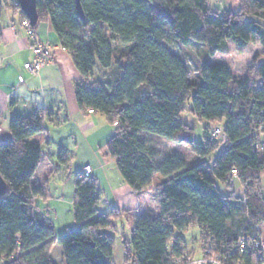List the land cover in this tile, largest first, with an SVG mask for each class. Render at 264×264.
<instances>
[{"label": "trees", "instance_id": "16d2710c", "mask_svg": "<svg viewBox=\"0 0 264 264\" xmlns=\"http://www.w3.org/2000/svg\"><path fill=\"white\" fill-rule=\"evenodd\" d=\"M75 1L36 0V25L48 21L71 55L80 75L74 84L78 108L102 114L113 126L104 154L114 158L122 180L135 194L153 186L157 198L156 215L134 216L122 264H171L185 247L175 232L190 225L199 228L200 247L211 244L226 263H257L255 251L239 254L231 246L261 236L264 223V0H236L235 10L222 11L208 0H79L83 18ZM4 9L26 19L16 0H0V16ZM228 40L261 46L242 77L221 62H206L190 76L174 50L197 43L213 56L228 52ZM96 64L109 68L105 79H90ZM187 101V110L207 123L202 141L178 118ZM44 116L13 113L10 139L0 142L6 184L0 194V264H113V238L105 230L129 213L99 211L92 177L75 178L77 227L62 235H54L32 200L48 197L46 181L30 184L42 154L31 137L43 131ZM210 125L221 129L226 143L209 136ZM143 134L186 144L198 159L186 163L171 154L158 160ZM219 144L223 148L211 163L202 159ZM57 157L67 160L61 150Z\"/></svg>", "mask_w": 264, "mask_h": 264}, {"label": "crops", "instance_id": "0c3cea01", "mask_svg": "<svg viewBox=\"0 0 264 264\" xmlns=\"http://www.w3.org/2000/svg\"><path fill=\"white\" fill-rule=\"evenodd\" d=\"M20 22L17 12L7 9L2 11L0 16V142L10 139L8 122L13 113L45 114L43 131L31 137L32 140L40 143L42 154L30 184L41 186L46 181L48 192L46 199L34 197L37 210L52 223L49 218L50 213L56 216L58 212L56 207L64 204L68 206V213L74 221L72 205L75 173L88 165L90 166L89 176L95 180L98 190L97 203L101 197L99 180L107 178L108 181L104 200L109 211L101 212L125 211L129 213L131 222L137 214L156 215L157 201L153 196L152 198L149 196L148 189L141 194H135L122 180L119 172L116 173L113 169L111 174L104 172V168L106 169L104 166L109 164L105 157L98 158L93 166L84 162L81 168L72 173L71 178V171L58 172V168L53 165L49 156L54 155L55 152L58 153L59 150L62 152L64 149L67 150L70 146L67 142L74 139V132L90 133L95 139L94 142L101 147L111 137L113 126H109L102 114L95 111H82L78 108L74 84L80 78L79 72L69 52L60 45L49 22L38 23L33 29L32 37L28 35L26 28ZM34 41L50 45L52 59L40 69L37 75L33 76L24 70L23 64L33 57L30 44ZM20 75L23 76L21 82L18 80ZM74 142L77 145V142ZM51 149L53 151L48 155ZM111 160L114 161V158ZM40 202L46 211L39 209ZM259 229L264 240V223L259 225Z\"/></svg>", "mask_w": 264, "mask_h": 264}, {"label": "rangeland", "instance_id": "374dc122", "mask_svg": "<svg viewBox=\"0 0 264 264\" xmlns=\"http://www.w3.org/2000/svg\"><path fill=\"white\" fill-rule=\"evenodd\" d=\"M208 2L210 6H212L213 8H218L221 11L235 10L237 8L236 0H208ZM227 43L229 47L228 52L216 53L213 56H208L205 52L204 46L197 43H190L184 48H174V50L185 60L188 66L190 76L195 70L199 69L206 62H221L224 63L230 69L234 76L242 77L245 75L247 69L251 66L253 55L261 50V46L259 43H248L245 46H239L231 40H228ZM108 71L109 68H104L101 67L99 64H96L90 79H105L107 77ZM189 105L190 101L184 103L185 109L179 114L178 118L180 121L188 124L190 127L193 128V136L195 141H202L203 127L207 123L205 120L198 119L196 115L189 112L187 110V107H189ZM209 127H213V125H210ZM74 135V139H70V141L67 142L68 145H70L69 148H67V150H63V152L67 156V160L65 161V163L58 160V157L56 155L57 152H55L54 155L49 156V159L51 160L53 165L58 168V172L65 173L67 171H71V178L72 173L76 169L81 168L84 165V162H88L90 163V165L93 166L95 165V163H97L98 158L105 157L107 158L106 160L107 162H109V164L104 166L106 167V169L104 168V172L106 171V173L111 174L113 169L116 173H118V170L115 167V163H113L114 161L111 160L112 157L104 154L105 147L98 146V144L94 142L95 139L90 133L86 134L84 133V131H82V133L76 131L74 132ZM143 137L146 138L149 145L158 152V160L163 159L171 154H177L181 156L184 162L186 163L198 159V157L189 150L186 144L174 143L156 135L143 134ZM74 141L77 142V145ZM222 148L223 146L219 144L218 149L214 153L202 159L207 161L208 163H211L213 157H215L217 152L220 151ZM52 151L53 150L51 149L48 155H50ZM105 180H99L101 197L99 202L97 203V208L100 211H109V208H106L107 203L104 200V195L107 194L106 190L108 186L107 178H105ZM261 184L264 194V175L261 177ZM152 187L153 186H151L147 190V192L151 198L153 196L157 201V198L155 197V189ZM218 187L220 188V191L222 193H226V188L220 183H218ZM233 190L236 195H240L242 192L241 186L239 185L236 179L233 180ZM152 191L153 193H150ZM38 205L40 210L46 211V209L43 208L42 202H40ZM56 209L58 211L56 216L51 213L49 215V218L51 219L54 226L55 236L62 235L66 231L73 230L77 227V224L73 221L72 217L70 216L71 214L68 213L67 205H58ZM129 218L130 215H128L127 217L122 215L114 220L115 225L113 228H107L105 230L113 238V251L111 257V261L113 264H122L123 262L125 256L123 242L129 239L131 235V228L133 225ZM175 233L179 234L183 238L185 243V249L187 248L189 249V251L191 250V252L195 256L199 255L200 231L196 225H190L185 230L176 231Z\"/></svg>", "mask_w": 264, "mask_h": 264}, {"label": "built area", "instance_id": "2783aa9c", "mask_svg": "<svg viewBox=\"0 0 264 264\" xmlns=\"http://www.w3.org/2000/svg\"><path fill=\"white\" fill-rule=\"evenodd\" d=\"M21 25L24 26L27 30V33L32 37L33 29L29 24L27 19L21 20ZM30 48L33 53L31 60L23 64L24 70L30 75H37L42 67L50 63L52 59V48L50 45L34 41L30 44ZM63 48V47H62ZM65 49V48H63ZM18 80L23 81V76H18ZM89 112L93 110L88 109ZM209 136L211 138H218L223 143L227 142L226 136L222 133L221 129L217 126L211 127L209 130ZM258 146V144H255ZM263 147V144L260 145V148ZM232 174H236V170L233 168L231 170ZM90 166L86 165L82 168L81 171L75 174V178H83L89 176ZM244 199V198H243ZM33 200V199H32ZM231 251L238 252L239 254L247 251H255L257 255V263L255 264H264V240L261 236L255 238H239L231 246ZM199 255L195 256L191 250L185 249L178 255L172 257L171 264H228L225 261V257L219 256L217 253L213 252V247L211 244H203L200 247ZM234 264H245L239 260H236Z\"/></svg>", "mask_w": 264, "mask_h": 264}, {"label": "water", "instance_id": "95a60500", "mask_svg": "<svg viewBox=\"0 0 264 264\" xmlns=\"http://www.w3.org/2000/svg\"><path fill=\"white\" fill-rule=\"evenodd\" d=\"M20 11L25 15L29 21L31 27H34L38 21V15L36 10V0H16ZM75 8L80 18H83V12L79 0L75 1ZM6 189V184L3 178L0 176V194Z\"/></svg>", "mask_w": 264, "mask_h": 264}]
</instances>
